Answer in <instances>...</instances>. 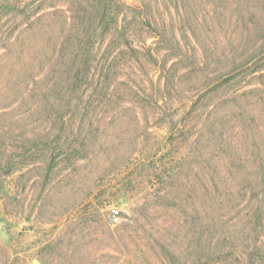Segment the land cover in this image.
I'll list each match as a JSON object with an SVG mask.
<instances>
[{
	"label": "rangeland",
	"instance_id": "1",
	"mask_svg": "<svg viewBox=\"0 0 264 264\" xmlns=\"http://www.w3.org/2000/svg\"><path fill=\"white\" fill-rule=\"evenodd\" d=\"M17 1L38 7L40 19L27 26L8 3L0 12V102L15 101L0 120L11 128L32 123L35 132L25 136L35 141L0 129L23 137L4 144L0 157V264H193L206 250L202 233L212 236L194 214L200 179H210L216 157L209 123L225 122L228 144L264 147V79L250 72L213 92L215 76L198 73L194 38L183 55L165 49L164 58H147V50L159 51L150 37L157 28L183 31L184 18L162 0H118L122 13L108 0L104 15L102 0L9 3ZM103 17L105 31L91 24L82 34ZM118 19L132 29L127 43L114 31ZM162 59L176 93L164 87L170 72L163 76ZM55 107L64 116L56 127L48 118ZM26 150L32 156L22 160Z\"/></svg>",
	"mask_w": 264,
	"mask_h": 264
},
{
	"label": "trees",
	"instance_id": "2",
	"mask_svg": "<svg viewBox=\"0 0 264 264\" xmlns=\"http://www.w3.org/2000/svg\"><path fill=\"white\" fill-rule=\"evenodd\" d=\"M162 1L166 5L169 3L170 8L176 10L178 18H184L183 31L171 29L167 33L157 28L155 35L150 37L155 39L154 44L159 51L154 55L152 51L147 50V58L150 57L152 60H157V57L159 59L164 58L161 52L165 49L169 50L171 54L174 53L175 57L183 55L187 44L191 38H194L201 53L202 68L198 73L211 75L212 78L215 76L216 80L211 83L214 86L213 92H218L221 90L220 88H224L250 72L251 75L258 74V78L264 79V0H206V3L202 0H195L196 2L199 1V7L194 4V0ZM4 3L13 4V10L21 14L20 17L22 18L20 19L27 26L33 25L34 21L38 19H34L39 12L36 10L38 8L36 6L29 9L28 5L23 6L18 1L9 3V0H4L0 2V12L4 8ZM110 4L108 0L100 2L99 10L102 9L103 15L108 12ZM202 5L205 6L204 9ZM117 8L118 12L124 11L123 3L118 0ZM6 9L11 10L9 7ZM199 10H204V13ZM201 14L203 16L200 19ZM16 16L19 17L18 14ZM96 22L97 19L89 25L83 26L82 34L86 33L88 37L91 24L95 26V29H102L103 31L108 28L104 17L98 23ZM114 24V31L127 43V38H131L132 29H130V25H122L119 19L114 21ZM163 24L167 27L165 23ZM185 25L190 29L187 30ZM207 25L212 26L210 32ZM201 33L205 34L202 35ZM133 35L134 38H137L134 33ZM83 39L87 38L84 37L80 42H77L80 49L84 47ZM146 41L143 39L140 42L146 47ZM12 45L13 43H8L5 46L11 47ZM142 55L145 54L140 53L138 56ZM78 56L79 54L75 56L76 60H78ZM137 60L140 62L141 58L139 57ZM167 61L169 59H162L164 77L171 69H167ZM179 62H182L181 57L172 68H175ZM165 79L164 87L168 93H176L180 85L175 81L173 74L170 72V75H167ZM40 84L41 81L35 83L37 88ZM72 85L71 90L78 85L77 81H73ZM231 94L227 101H230L234 96L237 97V93L232 92ZM31 98H39L38 93L34 91ZM66 99L67 96H62L58 100L60 110L67 105ZM13 104L15 101L12 100L7 103L0 102V111L10 108ZM56 108L53 109L52 113H48L49 122L54 123L55 127L60 124L64 117L58 114ZM33 111H35V107L30 110V112ZM2 116L3 114H0V118ZM199 118H203L202 115H199ZM7 124H9L7 119L0 120V129L3 133L12 134L16 128L21 129L24 136L26 133L35 132L30 129L32 123H27L25 119L21 121L22 125H17L16 128H11L12 126ZM211 124L216 127L214 132L211 131L217 144L216 157L209 165L212 171L210 179L206 181L203 175L200 179V187L196 190L195 195L200 206L195 207L194 214L204 221V223H200L201 225L212 230V236L209 238L205 233H202L200 236L204 244L202 251L204 246L206 250L194 259L193 264H264V147L263 145L237 144L233 146L228 144V138L225 136V122L220 123L218 119L209 123V125ZM25 138L32 142L35 141V137L27 138L25 136ZM67 138L66 133L65 136H58L56 140L66 141ZM21 139L23 137L19 135L10 139L5 135L0 136V157L5 153L4 147L6 146L4 144L9 142L11 145L16 140ZM30 154L32 153L26 150L20 157L23 160L32 156ZM17 160L19 159L17 158ZM8 161L10 164L17 163L13 159ZM208 245L211 246L210 249L207 247ZM164 250H167L171 254L169 256L175 259L176 255L173 251L166 247ZM210 251L218 255H207Z\"/></svg>",
	"mask_w": 264,
	"mask_h": 264
}]
</instances>
